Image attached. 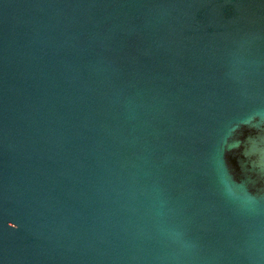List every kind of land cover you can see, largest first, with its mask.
<instances>
[{
    "label": "water",
    "instance_id": "1",
    "mask_svg": "<svg viewBox=\"0 0 264 264\" xmlns=\"http://www.w3.org/2000/svg\"><path fill=\"white\" fill-rule=\"evenodd\" d=\"M0 264H264V0H0Z\"/></svg>",
    "mask_w": 264,
    "mask_h": 264
}]
</instances>
